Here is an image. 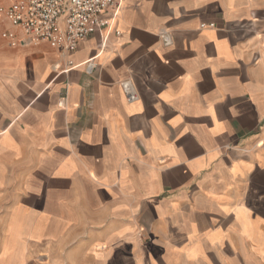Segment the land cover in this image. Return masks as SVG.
Returning <instances> with one entry per match:
<instances>
[{"label":"crops","instance_id":"0c3cea01","mask_svg":"<svg viewBox=\"0 0 264 264\" xmlns=\"http://www.w3.org/2000/svg\"><path fill=\"white\" fill-rule=\"evenodd\" d=\"M112 19L0 37V264H264V0Z\"/></svg>","mask_w":264,"mask_h":264},{"label":"built area","instance_id":"2783aa9c","mask_svg":"<svg viewBox=\"0 0 264 264\" xmlns=\"http://www.w3.org/2000/svg\"><path fill=\"white\" fill-rule=\"evenodd\" d=\"M120 0H10L0 2V19L10 28H3L0 37L10 46L45 41L61 54L73 52L78 43L96 30L112 28ZM113 10L112 18L102 13ZM118 33V31H115ZM164 43L169 38L163 35ZM126 98L136 94L128 82L122 84Z\"/></svg>","mask_w":264,"mask_h":264},{"label":"rangeland","instance_id":"374dc122","mask_svg":"<svg viewBox=\"0 0 264 264\" xmlns=\"http://www.w3.org/2000/svg\"><path fill=\"white\" fill-rule=\"evenodd\" d=\"M10 0H0V2H2V3H7V2H9ZM1 20V19H0Z\"/></svg>","mask_w":264,"mask_h":264}]
</instances>
